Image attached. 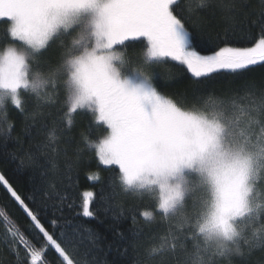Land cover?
<instances>
[{
    "label": "snow or ice",
    "instance_id": "obj_1",
    "mask_svg": "<svg viewBox=\"0 0 264 264\" xmlns=\"http://www.w3.org/2000/svg\"><path fill=\"white\" fill-rule=\"evenodd\" d=\"M183 3L0 0V18L10 25L9 43L0 54V111L6 119L10 102L31 119L26 133L37 117H52L55 123L61 114V131H70L77 112H87L91 123L105 127L106 135L98 140L82 136L83 148L77 146L73 155L78 161L83 151L94 150L98 167L118 168L121 193L154 198L155 207L139 213L148 233L138 229L129 241L138 253L135 264H246L253 250L264 249V94L259 102L241 106L232 96L205 103L199 87L189 101L163 94L157 82L170 65L185 69L196 85L216 74L236 75L264 65V11L258 16L260 34L253 46H230L233 33L226 32L221 41L225 46L202 54L193 46L194 30H199L193 18L216 7L232 12L234 5L198 0L186 15ZM141 38L144 47L130 55L129 44ZM53 45L58 58L42 61ZM137 61L138 66H131ZM214 97L211 93L208 99ZM28 103L34 107L31 113ZM59 140L52 128L43 147L66 157L63 171L51 158L40 164L39 169L51 171L42 172L41 184L30 196L22 197L3 174L0 187L63 264H78L69 251L76 247L77 228L67 221L95 219L97 193L84 191L82 203L75 202L71 137L63 148ZM29 159L39 157L33 153ZM89 179L99 182V173ZM115 194L113 188L109 199ZM73 212L75 216L65 215ZM49 215L54 217L51 233L42 223ZM0 219L11 255L23 246V264H29V258L30 264H44V250L29 247L16 225L8 224L3 214ZM158 223L166 225L159 236Z\"/></svg>",
    "mask_w": 264,
    "mask_h": 264
},
{
    "label": "trees",
    "instance_id": "obj_2",
    "mask_svg": "<svg viewBox=\"0 0 264 264\" xmlns=\"http://www.w3.org/2000/svg\"><path fill=\"white\" fill-rule=\"evenodd\" d=\"M197 3L198 0H184L181 6L187 15L188 7H195ZM213 3L234 5V11L229 12L226 8L216 7L214 11L202 12L194 17L199 30H194L193 46L202 54H210L219 47L225 46L221 41L226 32L233 33L230 46L253 45L260 34L258 16L264 11V0H213ZM253 21L257 23L253 24ZM9 26L6 19L0 18V51L9 43L7 33ZM241 36L247 38H240ZM145 43L143 38L140 41L131 42L128 47L129 54L131 55L133 51L139 53ZM57 58V49L53 45L43 54L41 60L55 61ZM131 66H138V61ZM162 72L163 78L157 82L159 90L167 96L178 99L186 97L191 101L193 89L196 87L201 88L202 91L199 94L205 97V103H212L221 96H232L235 103L241 106L247 105L252 100L259 102L260 96L264 94V65L250 66L248 70L236 75L216 74L200 85H196L185 69L180 66L170 65L167 69H162ZM211 93H214L215 97L208 99ZM61 101L63 102V96H61ZM26 107L29 113L34 111L31 103H28ZM6 111V119L3 111H0V174L5 175L22 197L30 196L33 189L41 184L42 172L51 171V168L39 169L40 164L51 158L56 160L61 171L65 165L64 155L56 157L53 149L43 147L49 131L52 128L57 129V135L60 137L58 146L61 148L71 137V144L68 145L69 157L73 162L74 187L71 195L77 204H81V194L85 190L96 192L97 199L92 207L93 210H98V215L95 219L78 217L67 221L77 228L76 247L69 249L70 253L73 254L78 264H135L138 253L129 241L132 233L138 229L148 233L146 223L139 213L145 210L151 211L155 207L154 198L148 195L140 197L131 193H121L119 187L116 186L118 168L116 166L98 167L94 150L83 151L78 161L73 155V149L77 146L83 148L82 136H89L93 141L98 140L106 134L105 127L91 123L93 118L87 112H77L74 126L70 131H61L64 129L61 114L57 116L55 123L52 117H48L47 120L37 117L34 127L26 133L25 124H32L33 121L26 120L25 116L21 115L10 102L7 103ZM47 111L48 109H45V112ZM45 123L47 128L42 127ZM9 125H14L10 133ZM37 144L41 145L38 150ZM4 145L6 147H3ZM56 146L53 145V148ZM33 153L39 157L38 160L29 159ZM21 161H23V167L19 166ZM91 172L99 173V182H92L89 179ZM113 188L117 194L109 199ZM101 194H103V200H101ZM0 214L7 217L8 224H14L21 230L29 247L44 250L42 257L44 264H63L62 257L47 246L43 234L29 227L30 218L23 213L3 187H0ZM65 215L72 217L75 216V212L65 213ZM133 215H135V222ZM51 219H54L51 215L47 219H42V223L50 233L53 231L49 223ZM156 220L161 221V217L157 216ZM60 223L64 224L65 221L62 220ZM165 227L163 223H158L155 226V234L162 235ZM4 229L5 224L0 219V264H23L27 257L26 248L21 246L17 255L13 257L4 245L6 237ZM56 231L59 233L61 229ZM89 237H94V241ZM146 238L145 236L142 239L146 240ZM246 264H264V249L253 250L247 257Z\"/></svg>",
    "mask_w": 264,
    "mask_h": 264
},
{
    "label": "rangeland",
    "instance_id": "obj_3",
    "mask_svg": "<svg viewBox=\"0 0 264 264\" xmlns=\"http://www.w3.org/2000/svg\"><path fill=\"white\" fill-rule=\"evenodd\" d=\"M251 46H253V45H251ZM251 46H248V47H251ZM3 50L4 49H2L1 51H0V54H2V52H3ZM211 54V53H210ZM106 135V134H105ZM97 172H91L90 173V175H94V174H96ZM90 177V176H89ZM85 191H90V190H85Z\"/></svg>",
    "mask_w": 264,
    "mask_h": 264
}]
</instances>
